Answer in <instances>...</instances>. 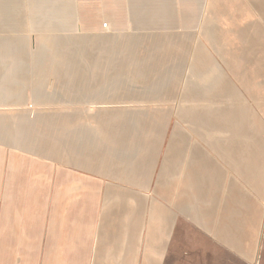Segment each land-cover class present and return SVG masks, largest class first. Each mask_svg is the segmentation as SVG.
Instances as JSON below:
<instances>
[{"label": "crops", "instance_id": "0c3cea01", "mask_svg": "<svg viewBox=\"0 0 264 264\" xmlns=\"http://www.w3.org/2000/svg\"><path fill=\"white\" fill-rule=\"evenodd\" d=\"M247 4L264 15V0ZM217 36L194 45L179 34L162 47L121 38L105 44L120 46L117 55L74 58L54 100L39 102L55 116L43 150L34 145L29 78L0 94V264H223L224 253L254 264L250 233L243 242L249 196L245 205L225 189L231 170L218 169L210 129L216 118L230 131L229 78L238 85L228 71L241 47L225 51V33ZM5 42L0 54L28 50ZM232 145L246 152L231 141L222 150ZM253 156L242 155L238 173L249 175Z\"/></svg>", "mask_w": 264, "mask_h": 264}, {"label": "rangeland", "instance_id": "374dc122", "mask_svg": "<svg viewBox=\"0 0 264 264\" xmlns=\"http://www.w3.org/2000/svg\"><path fill=\"white\" fill-rule=\"evenodd\" d=\"M247 2L39 0L38 3L0 6L2 18L7 17V13L12 16L8 18H14L12 12H21L26 18L0 21V40L6 41L4 45L26 44L28 47L22 52L0 54V94L17 91L18 85L20 88L25 85L26 88L24 83L29 78L33 122L40 120L38 124L33 123L34 145L43 150L46 149L44 142L53 134L47 130L46 123L55 116L51 115V106L40 105L39 102L54 100V91L59 87V74L73 71L74 58L117 55L121 52L120 46L105 47V44L115 40V45L120 43L117 39L121 38H131L132 42L139 38L146 43L152 42L151 45L157 42L162 47L164 40L171 41L179 34L192 36L195 45L202 34L209 35L208 39L213 38L209 43L215 44L218 33H225L227 38L223 43H234L236 54L241 47L240 63L236 61L228 71V78L232 77L234 82L237 79L238 85L237 89L231 87L232 80L229 78L230 131L226 127V119L219 121L215 118L212 128L208 127L214 133L218 169L226 168L227 173L231 170L229 179L224 183L225 189L232 187L236 198L243 197L245 205L249 196L252 208L246 216H242L248 223L247 238L243 242L248 246L253 238L254 264H264V15L257 6ZM226 45L225 51L233 50L232 45ZM232 58L224 53L225 62ZM56 108L59 109V106ZM223 116H226L225 112ZM228 141L237 144V148L247 147L246 152L236 151L234 145L230 152L223 151ZM237 153H241L242 161L244 153L250 157L257 154L253 156L255 159L249 158V175L238 173L240 165L243 170L244 165L242 161L238 162ZM225 160H232V169ZM239 260L242 264L241 256ZM223 264H235V254L229 256L224 253Z\"/></svg>", "mask_w": 264, "mask_h": 264}]
</instances>
